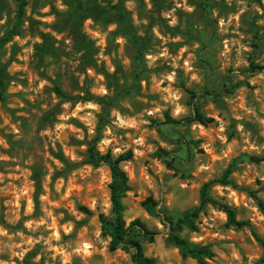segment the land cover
Segmentation results:
<instances>
[{"label": "rangeland", "instance_id": "rangeland-1", "mask_svg": "<svg viewBox=\"0 0 264 264\" xmlns=\"http://www.w3.org/2000/svg\"><path fill=\"white\" fill-rule=\"evenodd\" d=\"M71 2L25 0L19 34L1 44L19 0H0V63L12 76L0 95V264L30 252L32 264H133L102 231L111 169L91 150H132L123 218L157 232L136 236L155 264H197L163 214L197 207L232 166L231 183L210 193L245 223L209 204L181 236L210 246L207 264H264V0H77L82 19ZM195 106L214 121L168 122ZM150 196L157 214L142 205Z\"/></svg>", "mask_w": 264, "mask_h": 264}, {"label": "trees", "instance_id": "trees-1", "mask_svg": "<svg viewBox=\"0 0 264 264\" xmlns=\"http://www.w3.org/2000/svg\"><path fill=\"white\" fill-rule=\"evenodd\" d=\"M72 14L71 18H86L83 15L81 9L78 8L77 0H72L71 2ZM25 0H19V6L17 10L18 23L14 28L9 30L7 34L2 38L1 44L10 41L12 36L19 34L18 26L22 18L24 17ZM12 79L11 74L6 70V68L0 63V95L5 92L8 82ZM59 95L64 98H68L69 94L64 92L60 87L56 88ZM0 99L2 97L0 96ZM194 114L184 120H177L168 116V122L175 124H189L192 122H199L204 125H208L214 121L213 117L206 116L198 107L195 106ZM100 140V137H98ZM133 156L132 150L121 153L117 156L113 155L111 152H107L97 159L93 150H91V157L93 160H98L99 162H106L111 169V182L110 187V201L112 206V215L109 216L105 213L99 214V219L101 221V227L104 234L109 235L111 240L109 248L111 251L117 249H123L131 252V257L133 264H155L156 259L151 256H147L144 252L142 242L136 238L137 234L141 235L144 239L149 242H153L156 231L150 230L140 219L132 220L128 225L123 218V213L125 210V205L123 199L126 197L127 192L130 190L129 177L126 171L122 168V162L131 159ZM232 166L228 167L224 172L223 176L218 179L211 180L205 183L201 189L200 203L197 207L192 210L185 211L181 216L175 217L170 213L163 214V223L169 226V239L179 248L180 254L183 257H191L197 261V264H207V259L212 256V250L209 245H192L186 239L181 236V232L185 228L191 230H197V225L195 219L199 216L201 210L206 205H213L220 209H223L229 218L230 223L243 225L245 222L238 221L236 219L235 210L227 203L222 202L220 199L214 197L210 193V188L214 183H221L223 185L230 184L231 181L228 179L232 172ZM257 199L258 206L260 210L264 213V201L258 196ZM142 205L151 214H157L158 208L155 200L150 196L143 201ZM81 210L87 214H91L92 210L87 206H80ZM140 232V233H139ZM264 247V240L258 238ZM35 252H30L21 264H32L31 258L34 256Z\"/></svg>", "mask_w": 264, "mask_h": 264}]
</instances>
